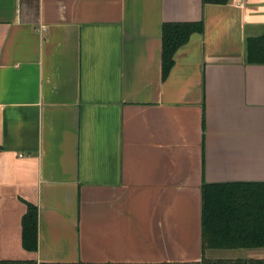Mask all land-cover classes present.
Returning a JSON list of instances; mask_svg holds the SVG:
<instances>
[{"label": "crops", "instance_id": "1", "mask_svg": "<svg viewBox=\"0 0 264 264\" xmlns=\"http://www.w3.org/2000/svg\"><path fill=\"white\" fill-rule=\"evenodd\" d=\"M263 36L264 0H0V264H264L204 212L263 204Z\"/></svg>", "mask_w": 264, "mask_h": 264}, {"label": "trees", "instance_id": "2", "mask_svg": "<svg viewBox=\"0 0 264 264\" xmlns=\"http://www.w3.org/2000/svg\"><path fill=\"white\" fill-rule=\"evenodd\" d=\"M226 1L227 0H204L205 3L216 4H223ZM191 30L192 28L189 24H165L163 26L161 38V65L163 80L167 77L170 69L173 66V55L175 51L187 41ZM247 57L249 62L264 64V36L258 39H247ZM223 196L225 197V195ZM214 204V202L213 204H206L205 202V218L210 223V225L214 224L215 228L220 229L222 224H226L229 220L228 214L235 212L239 217L237 221H239L240 224H245L246 226H260L262 224L264 246V185L262 205L253 206L251 208L249 204H244L240 208L230 209L227 204L221 203L217 206H214ZM259 212H261L263 216L262 218L259 216ZM211 216L213 217V220ZM22 226L23 245L27 250H34L37 239V212L34 206H27L26 213L23 216Z\"/></svg>", "mask_w": 264, "mask_h": 264}]
</instances>
